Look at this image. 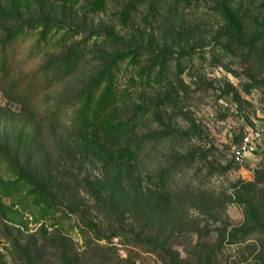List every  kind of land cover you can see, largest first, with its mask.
Returning a JSON list of instances; mask_svg holds the SVG:
<instances>
[{
    "label": "rangeland",
    "instance_id": "rangeland-1",
    "mask_svg": "<svg viewBox=\"0 0 264 264\" xmlns=\"http://www.w3.org/2000/svg\"><path fill=\"white\" fill-rule=\"evenodd\" d=\"M6 27L13 76L76 63L29 106L0 92V264H264V0H0ZM115 58L113 101L85 87Z\"/></svg>",
    "mask_w": 264,
    "mask_h": 264
},
{
    "label": "trees",
    "instance_id": "trees-1",
    "mask_svg": "<svg viewBox=\"0 0 264 264\" xmlns=\"http://www.w3.org/2000/svg\"><path fill=\"white\" fill-rule=\"evenodd\" d=\"M153 2L156 3V0H153ZM229 5L231 3L224 4L222 8V12L224 13V16L226 18V22H228L227 28L231 30H240L236 23V17L233 16L232 13H229ZM159 9V6L157 7ZM153 11V9L151 10ZM151 15L156 14L154 18L150 19L148 22L149 24L153 21L156 22V24H159L160 17L157 15V12H151ZM170 14V12H169ZM174 15V13H172ZM153 17V16H152ZM166 18H170V21L173 23V20L171 19L169 15L166 16ZM153 20V21H152ZM173 27V25H172ZM176 27V26H175ZM157 28L165 29L167 30V26H160L158 25ZM22 29L19 27H6V34L4 37L0 38V92L3 95H6L7 97L11 98L12 100L20 103L23 106H29L32 104V101L37 96V93L47 85L51 83L53 78H57L60 76H65L72 72L74 65L76 63V58L74 57V50L68 51L64 56L52 60L48 65L44 66V68L39 69L38 71H34L31 75H18L13 76L15 73L16 65H17V49H18V42L17 37L20 35V31ZM41 38L43 39V31L40 33ZM133 56H137L139 54L138 50L133 51ZM151 64L156 66V63L160 64V68L163 70V68H166L167 66V60L165 58H160L156 55H151ZM118 62L117 59H113L110 62L106 63L105 66L99 71V73L94 77L88 84L87 87H85L87 90H91L93 86L100 81L101 79L107 77L108 78V86L112 87L111 94V100L115 101V92L117 91L115 88V81L116 78L114 76V70H115V63ZM112 101V102H113ZM67 102V101H65ZM75 102L74 98H71L69 101V105ZM62 105H65L62 103L56 106L53 110H48L45 114V118L52 121L55 118H57L60 108ZM66 106V105H65ZM32 107V106H30ZM85 112V111H84ZM85 114V113H82ZM95 115L88 119L85 118L84 120L78 122L75 121L71 125L74 128H83L87 127L93 124V121L95 120ZM132 149V153L140 152V149L136 150ZM0 155L4 156L6 159L8 158L6 154L3 152H0ZM164 178L163 176L160 177L159 183H163ZM153 185L156 188V177L152 180ZM38 193L40 195H43L42 197L46 196L45 192L41 187L37 188ZM45 199V198H44ZM46 201L51 202L49 199H45Z\"/></svg>",
    "mask_w": 264,
    "mask_h": 264
},
{
    "label": "built area",
    "instance_id": "built-area-1",
    "mask_svg": "<svg viewBox=\"0 0 264 264\" xmlns=\"http://www.w3.org/2000/svg\"><path fill=\"white\" fill-rule=\"evenodd\" d=\"M256 135L247 133L242 136L241 143L234 147L233 155L238 161L244 160L245 157L253 154L256 151Z\"/></svg>",
    "mask_w": 264,
    "mask_h": 264
}]
</instances>
